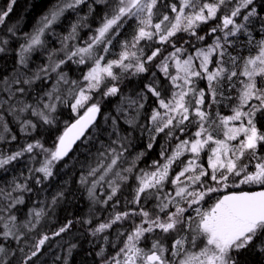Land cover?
Masks as SVG:
<instances>
[{
  "label": "snow or ice",
  "instance_id": "6c2138e0",
  "mask_svg": "<svg viewBox=\"0 0 264 264\" xmlns=\"http://www.w3.org/2000/svg\"><path fill=\"white\" fill-rule=\"evenodd\" d=\"M15 3L0 8V25ZM68 11L76 20L66 35H57L52 26ZM93 13L100 16L95 28L88 23ZM130 22L131 35L118 39ZM254 22L259 40L250 28ZM82 28L89 30L87 39L80 37ZM7 31L15 34L11 27ZM46 32L59 47H48ZM8 44L0 37V53ZM41 49L47 62L29 75L31 54ZM71 65L80 73L76 79L68 76ZM141 76L136 98L123 97L135 108L126 123L134 130L139 123L148 150L158 138L163 141L159 159L148 168H137L146 152L129 161L130 139L119 134L113 117L116 138L100 141L93 163L81 173L89 199L110 209L91 230L115 249L106 254L102 246L96 253L100 264H256L252 257H264V127L258 126L264 119V0H57L25 35L17 72L0 77V93L6 94L0 95V173L23 165L11 181L0 182V264H38L46 245L73 227L68 220L37 231L64 198L62 190L34 202L25 219L17 213L34 185L45 190L78 141L83 146L94 139L101 100L123 96V81ZM221 106L231 114H222ZM58 108L70 109L75 118L64 121L63 131L46 146L32 134L38 125L55 127ZM12 123L32 137L15 150L8 148L20 139ZM105 186L109 191L101 199L96 189L103 192ZM125 187L130 198L121 192ZM75 247L65 250L63 264Z\"/></svg>",
  "mask_w": 264,
  "mask_h": 264
},
{
  "label": "trees",
  "instance_id": "16d2710c",
  "mask_svg": "<svg viewBox=\"0 0 264 264\" xmlns=\"http://www.w3.org/2000/svg\"><path fill=\"white\" fill-rule=\"evenodd\" d=\"M8 2L9 0H0V8L6 7ZM56 3L57 0H16L12 12L5 20V24L8 23V26L11 24L9 27L13 28L15 34L13 35V33L6 31L9 44L7 45L8 51L0 54V77H12L13 74L17 72L19 48L15 43L20 41L22 36L31 32L38 19L47 14ZM100 7L102 8L103 6ZM86 13L87 9L82 7L80 14L84 15ZM102 14L103 13L101 12V15ZM75 20V13L68 11L60 21L54 24L52 30L57 35H66L69 31L70 25L75 22ZM88 23L91 24L93 28L97 27L100 23V16L93 13V15L89 17ZM5 24L2 25V27L0 25V34L3 32ZM250 28L255 39H261L259 24L254 22ZM88 35L89 30L87 28L80 29L81 38L87 39ZM130 35L131 22L121 32V37H118V39L128 38ZM44 39L48 42V47H59L56 39L49 32L46 33ZM239 39L242 43H247L246 36H241ZM116 50H119L118 46ZM240 52L242 55H248L246 47L241 48ZM46 62V50L41 49L39 51H34L28 62V71L31 73L32 70L35 71L40 65H43ZM67 72H69L68 76L71 79H76L80 75L76 70L75 65H71V67L67 69ZM142 78L143 77L141 76L125 79L121 84V92L123 93V96L108 97L101 101L102 113L97 122L100 127L97 129L94 139L89 141L88 145L81 146L79 143L67 159L56 165V168L54 169L55 175L53 178L45 182L43 186L45 189L44 191H40L41 186L34 185V194H29L31 199H29V196H26L25 199L27 203L24 206H21V212L17 213L20 220L25 219L27 212L30 210L28 207L33 205L34 202L44 200L45 198L51 200L52 194L58 190L64 192V198L51 208L48 216L41 221L37 231L40 229L49 231L50 229H55L58 226L63 225L68 220L73 221V227L69 232L62 234L61 237L55 238L50 247L46 245L45 252L41 256L38 264H63V259L66 255L65 250L73 244H75L76 247L72 250L69 264H100V257L97 256L96 253L102 246L106 248V254H111L115 251V249L110 246L103 245L100 237L91 234L93 226L96 225L98 221L104 220L110 209L103 208L99 204H94L89 199L86 188L80 184V178L81 173L86 174L89 164L93 163V156L96 148L99 147V142L103 141L104 143H108L109 138H116V132L113 131V117L117 118L116 128L119 134L121 136H128L130 139L129 151L125 154L128 156V159H135L138 153L146 152V155L138 160V164L142 168H148L153 160L159 159V146L163 141L158 138L157 144L154 145L151 150L146 149L147 140L146 138L141 137L138 131L139 123L136 126L137 130H134L132 125L126 123V119L135 116V114L131 112L132 115H128L124 111H117V106L119 105L118 102L121 99L123 100V97L136 98V93L139 91V81ZM51 82L52 81L49 80L45 87H50ZM201 84L203 85V82H201ZM37 85H39V82H37ZM202 87H204V85ZM108 112L111 113V116L106 120L105 116ZM56 115L57 124L55 127H51V130H49V126H39L35 134H33L35 138L43 140L46 146H50L51 141L63 131L64 121L72 122L75 118V115L67 108H59ZM140 119V122L142 123L144 120L143 114L140 116ZM117 121H120V123L118 124ZM17 126L18 124L16 123L11 124L12 130L20 139L8 145L9 150H15L17 143L23 144L25 140L31 141L32 139V137L21 135ZM258 126L264 127V119H260ZM93 144H95V147H92ZM0 147H3V145H0ZM22 167V164L10 165L9 168L11 171L8 173H0V182L11 181L13 175H18V169ZM132 184L133 183L130 180L129 185ZM2 186L5 188L8 187L6 183L2 184ZM250 187L254 186H246L243 188L249 190ZM108 191L107 187L103 188V192L100 187H97L96 189L97 195H100L101 199H103V196L106 195ZM121 192L123 196L131 197L130 188H122ZM221 194L222 193H217L215 195ZM119 195L120 194L118 193V196ZM210 201L211 203L213 202L212 200ZM37 206L39 205L37 204ZM87 220H92V224L86 223ZM125 227H127V225H125ZM109 239L111 241L115 240V226ZM13 246L18 247L15 244ZM117 247H119V245H117ZM27 250L28 249L25 248V251ZM19 255V252H17V256ZM57 257H60V259H57ZM252 259L256 261V264H264V257H252Z\"/></svg>",
  "mask_w": 264,
  "mask_h": 264
},
{
  "label": "rangeland",
  "instance_id": "374dc122",
  "mask_svg": "<svg viewBox=\"0 0 264 264\" xmlns=\"http://www.w3.org/2000/svg\"><path fill=\"white\" fill-rule=\"evenodd\" d=\"M46 15V14H45ZM45 15H43L42 17H44ZM42 17H40L39 19H38V21H37V23L34 25V27H33V30L31 31V32H29L28 34H31V33H33L34 32V30L39 26V24H40V21H41V19H42ZM56 24V23H55ZM11 25V24H10ZM9 25V26H10ZM9 26H8V23L7 24H5V26L3 27V32H1V37H4V38H6V39H8L7 38V34H6V31H7V29L9 28ZM54 26V25H53ZM53 26H52V28H53ZM1 27H2V25H1ZM1 27H0V29H1ZM46 33H48V32H46ZM46 33H45V36H46ZM26 35V34H25ZM25 35L24 36H22V39L20 40V41H17L15 44H17V47L19 48L20 47V45L21 44H23L24 42H25ZM6 48H7V46H6ZM1 54V53H0ZM20 71H25L23 68H21L20 69ZM32 71H34V70H32ZM69 73V72H68ZM28 74L30 75L31 73L28 71ZM49 82V81H48ZM48 82H47V84H48ZM52 83V82H51ZM46 84V85H47ZM203 85H204V82H203ZM202 84H201V87L203 86ZM47 87V86H46ZM0 95H6V94H3V93H0ZM28 99H29V101H32V94H29V97H28ZM101 101H103V100H101ZM118 106H117V111L118 112H120L121 111V109H123V111L126 113V114H128V115H132V113H134L135 114V108L134 107H130L129 108V106H128V104H127V102L126 101H124V100H120L119 102H118ZM59 109V108H58ZM132 112V113H131ZM221 112H222V114H224V115H230L231 113L228 111V109H226V108H224L223 106H221ZM23 116H25V117H27L28 119H32L33 120V122H36V118L35 117H32L30 114H27V113H25V114H23ZM111 116V113L110 112H108L107 114H106V116L105 117H107V119H108V117H110ZM8 119L9 120H11L12 118L11 117H8ZM106 119V120H107ZM139 120H141L140 118H139ZM118 122V121H117ZM120 123V121L118 122V124ZM17 124V123H16ZM60 124V123H59ZM45 126H47V125H45ZM137 126V125H136ZM38 127H39V125H38ZM38 127H37V129H38ZM17 128H18V130H19V126H17ZM37 131V130H36ZM35 131V132H36ZM14 132V131H13ZM20 132V131H19ZM35 132L33 133V134H35ZM21 133V135H24V133H22V132H20ZM32 134V135H33ZM129 161H132L133 159H128ZM137 168H142L139 164H138V161H137ZM144 168V167H143ZM133 183V182H132ZM106 187V186H105ZM242 187H246V185L245 186H242ZM109 190V189H108ZM210 203H211V201H208V203L205 205V206H209L210 205ZM37 206V205H36ZM33 207V205H30L29 207H28V209H31ZM37 207H39V206H37Z\"/></svg>",
  "mask_w": 264,
  "mask_h": 264
},
{
  "label": "water",
  "instance_id": "95a60500",
  "mask_svg": "<svg viewBox=\"0 0 264 264\" xmlns=\"http://www.w3.org/2000/svg\"><path fill=\"white\" fill-rule=\"evenodd\" d=\"M99 119H100V116H98V118H97V122L99 121ZM79 143H80V142L78 141V142H77V145H78ZM77 145L74 146L73 151H74V149L77 147ZM73 151H72V152H73ZM72 152L69 153V156L71 155ZM67 158H68V157H66L65 159H67Z\"/></svg>",
  "mask_w": 264,
  "mask_h": 264
},
{
  "label": "flooded vegetation",
  "instance_id": "af4514ba",
  "mask_svg": "<svg viewBox=\"0 0 264 264\" xmlns=\"http://www.w3.org/2000/svg\"><path fill=\"white\" fill-rule=\"evenodd\" d=\"M222 194H226V193H222ZM222 194H221V195H222Z\"/></svg>",
  "mask_w": 264,
  "mask_h": 264
}]
</instances>
